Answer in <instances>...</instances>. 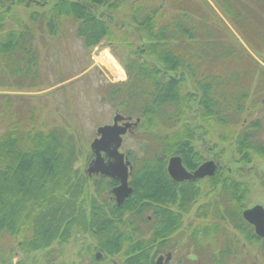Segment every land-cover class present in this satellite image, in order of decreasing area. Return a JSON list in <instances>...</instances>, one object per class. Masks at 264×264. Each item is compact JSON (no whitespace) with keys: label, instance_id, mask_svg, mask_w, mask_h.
Masks as SVG:
<instances>
[{"label":"trees","instance_id":"obj_1","mask_svg":"<svg viewBox=\"0 0 264 264\" xmlns=\"http://www.w3.org/2000/svg\"><path fill=\"white\" fill-rule=\"evenodd\" d=\"M32 1L16 4L29 9ZM44 1L48 8L31 11L27 23L19 21L0 35V87L24 88L35 61L34 33L45 29L54 33L62 19L71 23L86 48L102 40L120 41L129 55L124 66L127 79L105 85L102 101L125 117L139 119L131 130L142 133L141 156L131 150L125 153L132 166L133 191L121 206L114 203L105 208L103 200H109L98 202L93 197L82 205L73 132L64 125L36 128L32 116L31 128H24L21 120L11 123L0 132V264L12 261L11 238L22 253L29 254L55 241L68 242L74 230L95 239L89 251L99 250L104 256L100 260L93 255L95 263L114 264L117 258V264H153L156 253L170 249L165 242H156L177 227L174 213L163 214L167 220L162 218L152 227L148 216L153 203H177L179 209L189 211L210 191L213 194L197 209L213 222L199 232L221 233L226 229L214 218H226L264 252V238L242 220L249 185L232 178L239 172H225L217 162L215 175L207 178L202 191L200 181L179 184L166 170L172 156L181 157L188 170L202 163L196 143L204 142L215 126L229 130L220 139L229 141L239 156L230 161L247 165L254 157L264 159L258 120L238 130L230 118L244 110L249 98L252 111L264 97V0H218L246 46L220 33L197 0ZM9 2L13 1L0 0V6ZM120 8L117 19L110 11ZM7 13L0 12L1 30ZM258 166L264 189V167ZM252 170L249 174H254ZM94 178L97 194L117 184L113 179ZM142 228L149 230V238L136 235ZM236 239L235 243L222 239L211 249L198 248L195 253L204 257L201 264H238Z\"/></svg>","mask_w":264,"mask_h":264},{"label":"rangeland","instance_id":"obj_2","mask_svg":"<svg viewBox=\"0 0 264 264\" xmlns=\"http://www.w3.org/2000/svg\"><path fill=\"white\" fill-rule=\"evenodd\" d=\"M10 1H13L12 4L9 2L0 6V12L8 11L3 18V31L0 28V35L16 27V23L19 21L27 23L31 11L39 10L42 12L48 8L45 6L44 0L30 2L29 9L22 4H16L17 0ZM197 1L202 5V8L207 12L208 19L219 29L220 33L236 44L245 45L238 29L229 22L219 7L218 0ZM122 10L123 8H120L118 11H110V13L120 19L119 15ZM61 21L60 28L54 33H49L48 29L37 30L34 33L33 52L35 61L32 67V75L24 88L0 87V116L3 117V119L0 118V132L6 130L11 123L20 120L25 125L24 128H31L29 121L31 116L36 128H50L54 125L67 126L74 134V141L78 150L74 165V170L78 172L77 177L82 184V194L79 196L78 202L82 201L81 204L86 205L92 197L101 202L104 192L110 191L108 188L101 194L95 193L94 177L98 176H88L86 169L94 157L90 144L97 135V128L101 125L110 124L116 112L110 104L102 101L103 88L108 83L126 81L127 72L124 66L129 55L124 44L120 41H113L110 44L108 41L102 40L98 45L86 48L82 40L75 35L71 23L64 19ZM38 26L39 24L36 25V28ZM114 33L117 31L114 30ZM251 99L249 98L245 102V108L239 115H231L230 118L232 121H236L238 130H242L252 121L258 120L261 127L256 132L259 136L258 139L264 143V97L261 100V105L252 111L249 108ZM135 118L136 116L133 117V119ZM227 130L228 128L225 126L212 127L205 141L196 143V149L201 151L204 157L202 162L214 160L220 164V167L224 166L225 172H239L240 176L233 174L232 178L236 177L237 181L249 185L245 208L255 205L264 207V189L261 184V176L257 175L261 172L258 165L264 167V159L254 157L252 162L247 165L233 161L239 159L234 146L229 141L224 140L225 142H222L220 139L221 135L227 136ZM141 134L138 128L131 130L124 137L121 150L124 153L131 150L140 157L142 145L139 143V137ZM212 157L218 158V160ZM232 157L234 159L230 161ZM251 169H253L254 174H249ZM206 182L207 179L200 181L199 186L202 191L207 186ZM211 192L207 197L200 198V203H196L195 208L206 202L213 194ZM103 202L105 204L102 205L105 208L114 204V201L103 200ZM223 227L226 229L224 231L234 236V239L237 238L238 264H264V252L258 244L254 243V245L247 242V245L243 246L244 238L239 235L231 223L224 222ZM200 230H196L197 233ZM10 242L13 248L10 264L17 262H21V264H100L93 261V255L99 250L89 251L92 244L96 242L95 239L82 230L72 231V236L66 243L55 241L50 247L29 254L20 251L15 239L11 238ZM216 242L221 243L217 239ZM214 244H211L209 249ZM198 248L197 246L194 247L191 254L195 253L194 251ZM202 248L205 250L208 246L205 245ZM182 253L185 252L182 250ZM103 259L104 256L100 258V260ZM118 261L116 258L113 263L117 264ZM202 261L196 264H201ZM107 263L106 261L102 264ZM171 264H175V262Z\"/></svg>","mask_w":264,"mask_h":264},{"label":"water","instance_id":"obj_3","mask_svg":"<svg viewBox=\"0 0 264 264\" xmlns=\"http://www.w3.org/2000/svg\"><path fill=\"white\" fill-rule=\"evenodd\" d=\"M125 119L126 121H124ZM138 122L139 119L132 122L131 117L116 113L112 118V124L101 125L97 128V137L90 144L94 157L86 169V173L88 176L101 175L118 182V185L112 189V196L117 206H121L133 191L129 185L132 166L126 154L121 152L120 148L123 143V136L130 131L132 126H136ZM166 170L170 178L175 182L195 181L205 177H213L217 171V164L214 160H207L196 169L189 171L183 165L181 157L172 156L168 159ZM243 217L254 227L259 237H264L263 206L255 205L245 209ZM166 256V260H169L171 254L168 253ZM99 258L100 253L97 255V259ZM162 258L160 257L159 260Z\"/></svg>","mask_w":264,"mask_h":264},{"label":"flooded vegetation","instance_id":"obj_4","mask_svg":"<svg viewBox=\"0 0 264 264\" xmlns=\"http://www.w3.org/2000/svg\"><path fill=\"white\" fill-rule=\"evenodd\" d=\"M190 171H192V170H190ZM207 178H210V177L197 179L195 181H186L185 180V181L176 182V183L181 184L184 182H197V181L199 182V181L205 180ZM117 185H118V183H117ZM115 186L110 188V191L104 192L103 199H106L109 201H114L113 200L114 198L112 196V189ZM193 204H194L193 205L194 207H192L189 211H185V210L179 209L177 203L174 206L171 203H169V204H161L158 202L153 203L154 207L151 208L150 215L148 216V220L151 223L152 227H156L157 225L161 224L162 218H165L167 220V217H165L163 214H170L171 215L172 213H174V216L172 215V217L175 218L177 221L176 229L170 233H167L158 242H156L157 244H160L161 242H165V244L170 249L162 250L158 253H156L157 250H155L154 253H156V256L153 257V264H171L172 262H175V264L199 263V261H202V259H204V257L200 254V252H199V256H198V253L191 254L194 247L197 246V247H199V249L203 250L202 247L207 245L208 246L207 249H209L211 244L217 243L216 239L220 240V241H222V239L232 240L233 243H235L234 236L227 233L224 230L221 233L216 232L213 234V236L209 235L207 237H205L202 232L195 234L196 230L197 231L200 230V228H203L205 226V224L210 225V223H212L213 221H211L209 219H205V217L203 215L200 216L198 214L199 210L197 208H195L196 202ZM193 209H194V211L192 212ZM245 209H247V208H244L241 210L242 220L245 221V223H247L250 226V229L255 231L254 227L250 223H248L243 217V212ZM159 211H161V212H159ZM189 218H191V219L189 220ZM214 222L221 224V226L223 227L222 224L224 222H227V219L224 218L222 220L220 217H217V219L214 218ZM255 234H256V232H255ZM136 235H140V236L144 237L145 239H147V238H149V230H147V228H142L141 230H139L136 233ZM239 235H241V234H239ZM262 238H264V237H262ZM243 240H244L243 246H246L247 242L251 244V242L249 240H246L245 238ZM185 242H187V243L184 244ZM182 250L185 253H182ZM98 253H100V258L103 256V254L100 251H97L94 255V257L96 259H97ZM168 253L171 254V257L169 260H166V257H167L166 255ZM203 253H204V251H203ZM160 257H163V258L161 260H159Z\"/></svg>","mask_w":264,"mask_h":264}]
</instances>
